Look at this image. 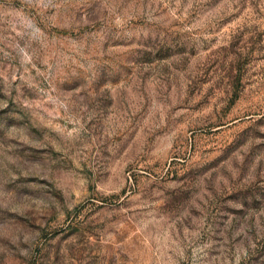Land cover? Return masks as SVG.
<instances>
[{
  "label": "rangeland",
  "instance_id": "1",
  "mask_svg": "<svg viewBox=\"0 0 264 264\" xmlns=\"http://www.w3.org/2000/svg\"><path fill=\"white\" fill-rule=\"evenodd\" d=\"M0 264H264V0H0Z\"/></svg>",
  "mask_w": 264,
  "mask_h": 264
}]
</instances>
